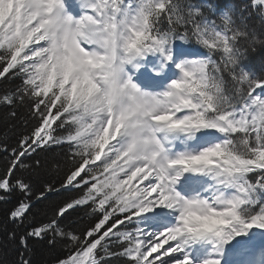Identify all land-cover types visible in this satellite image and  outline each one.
<instances>
[{
  "label": "snow or ice",
  "instance_id": "obj_1",
  "mask_svg": "<svg viewBox=\"0 0 264 264\" xmlns=\"http://www.w3.org/2000/svg\"><path fill=\"white\" fill-rule=\"evenodd\" d=\"M0 79L36 121L0 139L17 264L29 239L54 264H264V0H0Z\"/></svg>",
  "mask_w": 264,
  "mask_h": 264
},
{
  "label": "trees",
  "instance_id": "obj_2",
  "mask_svg": "<svg viewBox=\"0 0 264 264\" xmlns=\"http://www.w3.org/2000/svg\"><path fill=\"white\" fill-rule=\"evenodd\" d=\"M19 80H3L0 79V91L7 87H11L18 84ZM11 109L7 106H0V139L6 140L10 145H15L22 135L30 134L33 127L36 125V121L29 119L27 124L21 119L22 116H26V108L20 107L16 109L17 116L12 118L9 115ZM65 147H51L45 150H37L34 158H39L42 161H47L48 166L41 172V176L37 181L39 186L42 182H56L59 184L60 179L63 176V171L56 172L51 168V162L53 160H63ZM5 165L4 154L0 153V169ZM66 171V168L64 169ZM69 193L60 191L48 194L46 200L40 201L36 208L41 212H51L58 204L67 198ZM15 197L11 203H0V264H17L19 259V253L24 251L19 243V234L23 231L17 229V226L8 219V212L15 203ZM71 219L77 222L78 227L84 229L92 221L89 217L83 215V209L77 210L71 213ZM16 229L18 235L15 240L9 239L8 233ZM29 248L31 249L32 264H54L57 256L62 255L58 249L49 248L45 242L29 239ZM27 256V253H26ZM109 264H123L122 259H111Z\"/></svg>",
  "mask_w": 264,
  "mask_h": 264
}]
</instances>
